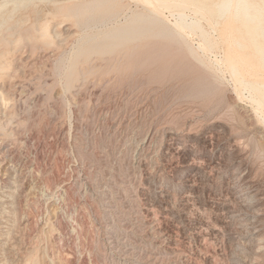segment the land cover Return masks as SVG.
<instances>
[{"label":"rangeland","instance_id":"374dc122","mask_svg":"<svg viewBox=\"0 0 264 264\" xmlns=\"http://www.w3.org/2000/svg\"><path fill=\"white\" fill-rule=\"evenodd\" d=\"M81 1L0 11V35H54L0 42V264H264V109L206 65L221 49L199 63L158 37L93 53L66 87L56 65L91 30L59 7ZM119 1L118 20L145 10Z\"/></svg>","mask_w":264,"mask_h":264},{"label":"bare ground","instance_id":"6f19581e","mask_svg":"<svg viewBox=\"0 0 264 264\" xmlns=\"http://www.w3.org/2000/svg\"><path fill=\"white\" fill-rule=\"evenodd\" d=\"M24 1L1 0L0 11L11 2L15 4L9 11L12 12L17 4ZM138 1L143 2L145 10L129 11V14L123 16V21L117 18L121 6L119 0H86L59 7L64 16L74 18L86 29L91 30L78 35L82 36L81 42L77 49L75 48L76 51L74 53L72 51L73 55L69 62L61 59L56 65L57 76L64 77L66 87L71 86L79 73L77 64L87 60L93 53L112 52L117 48L134 44L142 38L158 37L179 43L191 56L200 61L199 63H205L204 55L199 51L204 53L221 49V56L213 63L205 64L213 70L224 67L235 86L245 89L242 92L248 91L256 110L264 109V0ZM3 14L4 12L0 13V17ZM5 22V19L1 18L0 28ZM16 26V23H12L6 27L10 30L11 36L15 33ZM33 31L35 33L30 36H19L16 39L8 37L6 35L8 32L4 34L5 31L0 35V42L8 45L24 40L31 46L54 43V35L51 34L48 24H34ZM190 35L198 38L196 48L188 39ZM2 56L3 54H0V73L7 66ZM257 117L264 121L263 116ZM27 264L37 263L31 260Z\"/></svg>","mask_w":264,"mask_h":264}]
</instances>
